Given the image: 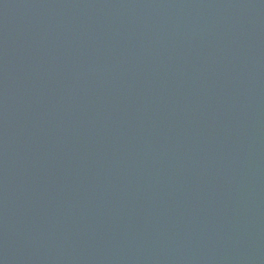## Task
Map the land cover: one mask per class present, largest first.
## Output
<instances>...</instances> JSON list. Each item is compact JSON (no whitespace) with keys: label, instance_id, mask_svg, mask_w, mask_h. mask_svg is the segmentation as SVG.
Masks as SVG:
<instances>
[{"label":"water","instance_id":"water-1","mask_svg":"<svg viewBox=\"0 0 264 264\" xmlns=\"http://www.w3.org/2000/svg\"><path fill=\"white\" fill-rule=\"evenodd\" d=\"M0 264H264V0H0Z\"/></svg>","mask_w":264,"mask_h":264}]
</instances>
